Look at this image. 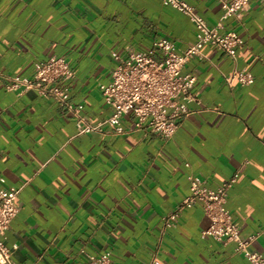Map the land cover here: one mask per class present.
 Returning a JSON list of instances; mask_svg holds the SVG:
<instances>
[{"label":"crops","instance_id":"obj_1","mask_svg":"<svg viewBox=\"0 0 264 264\" xmlns=\"http://www.w3.org/2000/svg\"><path fill=\"white\" fill-rule=\"evenodd\" d=\"M215 26L219 0H183ZM231 2L232 0H223ZM244 41L235 59L206 46L186 63L196 77L197 101L175 136L79 135L57 101L35 91H9V77L31 78L34 66L65 58L75 77L70 101L91 124L112 109L101 86L116 61L147 51L159 39L179 51L196 41L190 20L162 0H0V188H17L19 212L0 240L14 264H87L110 253L112 264H250L236 244L202 239L201 205L173 227L165 218L185 199L189 177L216 190L233 179L226 207L241 239L264 257V0L225 21ZM160 59V55L156 56ZM251 73V86H229L234 70ZM127 129L134 124L125 119Z\"/></svg>","mask_w":264,"mask_h":264},{"label":"built area","instance_id":"obj_2","mask_svg":"<svg viewBox=\"0 0 264 264\" xmlns=\"http://www.w3.org/2000/svg\"><path fill=\"white\" fill-rule=\"evenodd\" d=\"M222 3L223 16L218 24L210 25L198 15L196 9L183 0H162L185 15L193 24L196 41L184 51H179L169 39H159L147 51L131 52L122 58L113 53L116 61L109 84L101 86L104 102L112 109L110 117L97 124H91L83 116V105L70 101V84L75 73L65 58L51 57L34 66L31 78L9 77V91H35L42 97H50L65 108L75 119L79 135L101 133L124 136L131 132H150L165 140L172 139L182 122L189 116V104L197 101L194 92L197 79L184 74L186 63L194 58H203V49L213 47L235 59L243 39L234 31L225 29V21L238 17L250 6V0H232ZM160 55V59L156 56ZM226 83L233 86H251L254 76L245 70H234L225 76ZM132 117L133 127L127 129L124 121ZM236 179L216 190L209 189L205 182L196 176L189 177L190 189L177 209L165 218L166 227H173L187 210L201 205L208 227L200 233L202 239L211 238L219 243L236 244V253L250 264H264V257L250 250L255 237L243 240L239 227L226 207L228 194ZM0 183H5L0 179ZM20 194L17 188H0V236L9 230L19 209L16 199ZM87 264H112L111 254L96 253L87 257ZM40 258L36 264L44 263ZM0 264H14L11 251L0 240ZM148 264H160L156 256Z\"/></svg>","mask_w":264,"mask_h":264}]
</instances>
